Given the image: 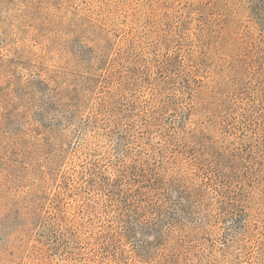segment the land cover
<instances>
[{
    "label": "rangeland",
    "instance_id": "374dc122",
    "mask_svg": "<svg viewBox=\"0 0 264 264\" xmlns=\"http://www.w3.org/2000/svg\"><path fill=\"white\" fill-rule=\"evenodd\" d=\"M0 264H264V0H0Z\"/></svg>",
    "mask_w": 264,
    "mask_h": 264
}]
</instances>
